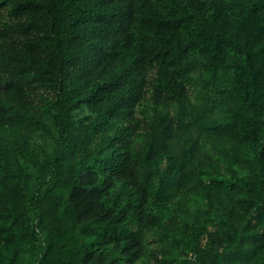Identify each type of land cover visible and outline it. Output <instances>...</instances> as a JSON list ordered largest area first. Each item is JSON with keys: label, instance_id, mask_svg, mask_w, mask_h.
Returning <instances> with one entry per match:
<instances>
[{"label": "trees", "instance_id": "1", "mask_svg": "<svg viewBox=\"0 0 264 264\" xmlns=\"http://www.w3.org/2000/svg\"><path fill=\"white\" fill-rule=\"evenodd\" d=\"M0 264H264V0H0Z\"/></svg>", "mask_w": 264, "mask_h": 264}]
</instances>
